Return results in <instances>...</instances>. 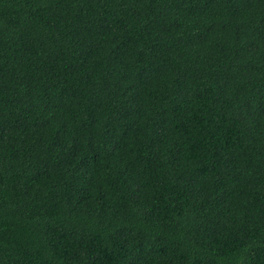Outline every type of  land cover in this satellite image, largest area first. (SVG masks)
<instances>
[{"label":"trees","instance_id":"trees-1","mask_svg":"<svg viewBox=\"0 0 264 264\" xmlns=\"http://www.w3.org/2000/svg\"><path fill=\"white\" fill-rule=\"evenodd\" d=\"M0 264H264V0H0Z\"/></svg>","mask_w":264,"mask_h":264}]
</instances>
